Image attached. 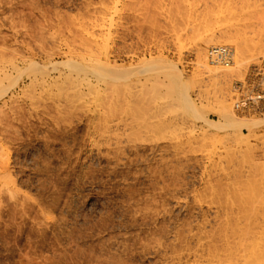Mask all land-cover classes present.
I'll list each match as a JSON object with an SVG mask.
<instances>
[{
	"label": "rangeland",
	"instance_id": "1",
	"mask_svg": "<svg viewBox=\"0 0 264 264\" xmlns=\"http://www.w3.org/2000/svg\"><path fill=\"white\" fill-rule=\"evenodd\" d=\"M176 1L0 0V264H264V0Z\"/></svg>",
	"mask_w": 264,
	"mask_h": 264
},
{
	"label": "bare ground",
	"instance_id": "2",
	"mask_svg": "<svg viewBox=\"0 0 264 264\" xmlns=\"http://www.w3.org/2000/svg\"><path fill=\"white\" fill-rule=\"evenodd\" d=\"M173 2H174V0H173ZM175 2H177L176 0H175ZM174 2V4H176V6H175V8H176V11L178 10V11H182V8H181V10H180V2L178 3H175ZM180 4V5H179ZM182 6V5H181ZM182 13V12H181ZM221 38H223L224 39V41H226V42H229V43H233V44H235V45H238V46H241L242 45V42H241V40H240V38H238V36H236V35H232V34H222L221 35ZM257 48V50L256 51H258V55L259 56H264V42H262V43H260L259 45H257L256 47H255V49ZM222 49H228L227 47H223V46H219V47H217V49H215V50H222ZM230 49V48H229ZM239 50V51H238ZM237 51L239 52H237V54L238 55H236V52H234L235 50L233 49V53H235L234 54V56H236V57H234L233 56V59L234 58H236L237 60H235L234 59V61L236 62V65L234 64V66H241V63L243 62V56L248 52V50H247V48H246V46H243L241 49H238ZM200 59H202L203 60V62L205 63V68H208V72L212 75V76H214V77H218V76H220L219 74L221 73H225V74H227V73H232L233 71L231 70L232 69V66H230V68L229 67H225V66H222L220 63H217V64H211V62H207V60H209L208 58H207V54L205 53V52H201L200 53ZM237 57H239V59H241V60H239ZM241 57V58H240ZM211 59V58H210ZM210 61V60H209ZM241 61V62H240ZM237 62H238V64H237ZM212 65V66H210V65ZM243 64V63H242ZM221 68H223V70H221ZM225 68H226V70H225ZM228 68H229V70H228ZM235 69H237V68H235ZM234 70V69H233ZM224 74V75H225ZM179 78V77H178ZM179 83H182V80H180V82ZM183 83H184V80H183ZM230 99H229V101L227 102V100L226 99H220V100H217L216 101V104H215V109H216V114L218 115V117H219V121L218 122H214V124H212V126L213 127H218V128H221V129H225L226 131H228V130H230V131H232V132H234V134L236 135V137L239 139V141H240V143H238V147L239 148H241L242 146H241V142H245V137H242L243 135H244V133H242V130H246L247 132H248V134H254V133H256L257 131H259V130H262V131H264V117H262V118H255V117H251V118H248V117H244V118H239V117H237L236 116V114H235V112H234V110H233V108H232V105L230 104ZM239 101V100H238ZM231 103H233L232 101H231ZM238 110H245V109H243L242 107H240V108H237ZM225 222H227V221H225ZM228 224H226L227 225V229H228V226L230 227L231 225L229 224V220H228V222H227ZM236 223V222H235ZM239 223V222H238ZM238 223H236V224H238ZM236 224H234L235 225V227L237 226ZM239 225V224H238ZM232 227V229H234L235 227H233V226H231ZM231 227H230V229H228L229 231V233H231ZM240 227V226H239ZM238 227V228H239ZM237 228V227H236ZM235 228V229H236ZM225 229V228H224ZM264 229V228H263ZM262 229V232H263V234H264V230ZM238 230V232H240L239 230H240V228L239 229H237ZM225 232L227 231V230H224ZM223 232V231H222ZM221 232V233H222ZM225 232L224 233H222V234H225ZM220 233V234H221ZM227 234V233H226ZM242 235H244V233L242 232L241 233ZM262 234V233H261ZM263 234L261 235V236H263ZM247 235V234H246ZM258 235V234H257ZM210 236H211V234H210ZM209 236V237H210ZM221 236V235H220ZM223 236V235H222ZM221 236V237H222ZM241 236V235H240ZM248 236V235H247ZM247 236L245 237V238H247ZM212 237H213V235H212ZM238 237V236H237ZM236 237V238H237ZM243 236H241V237H239V238H237V239H235V238H233V240H235V242L236 243H238V244H240L241 246L245 243L246 245L248 244L249 245V243L250 242H245L247 239H243L242 238ZM256 238H258L257 236H255ZM223 238V237H222ZM221 238V239H222ZM229 238H231V237H229ZM241 238V239H240ZM213 239H214V237H213ZM232 239V238H231ZM230 239V240H231ZM262 239H263V237H262ZM261 237L260 238H258V240H254V238H253V240L255 241V242H257V243H255L254 241H253V243H255V245H257V251L256 252H261V248L263 247L264 248V245L262 246V243H261ZM209 240V239H208ZM212 240V239H211ZM210 240V241H211ZM252 240V239H251ZM232 241V240H231ZM248 241V240H247ZM224 242V241H223ZM259 242V243H258ZM225 243L226 244H224V247H226V246H229L230 244H229V241L228 240H225ZM251 243H252V241H251ZM252 243V244H253ZM264 244V243H263ZM215 245V244H214ZM226 245V246H225ZM251 245V244H250ZM245 246V245H244ZM208 248V247H207ZM215 248V247H214ZM250 248H252V245H251V247L249 246V249ZM253 248H254V246H253ZM209 249H212V247L211 248H209ZM255 250H256V246H255ZM263 250V249H262ZM250 255L249 256H251V257H253V256H256V257H258L257 255H262L263 253H259V254H257V253H253V254H251V253H249Z\"/></svg>",
	"mask_w": 264,
	"mask_h": 264
},
{
	"label": "built area",
	"instance_id": "3",
	"mask_svg": "<svg viewBox=\"0 0 264 264\" xmlns=\"http://www.w3.org/2000/svg\"><path fill=\"white\" fill-rule=\"evenodd\" d=\"M211 64L220 63L222 66L229 67L232 64V53L228 49L210 51ZM242 107L245 110L252 109L257 112H264V73L256 78L250 88L240 97L236 103V108Z\"/></svg>",
	"mask_w": 264,
	"mask_h": 264
}]
</instances>
